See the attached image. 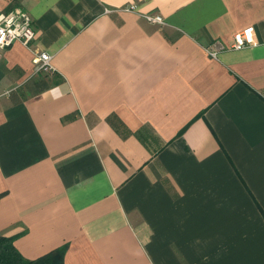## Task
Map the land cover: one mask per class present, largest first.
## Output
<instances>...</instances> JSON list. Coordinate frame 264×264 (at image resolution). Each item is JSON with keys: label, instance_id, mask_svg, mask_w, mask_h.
Listing matches in <instances>:
<instances>
[{"label": "crops", "instance_id": "obj_1", "mask_svg": "<svg viewBox=\"0 0 264 264\" xmlns=\"http://www.w3.org/2000/svg\"><path fill=\"white\" fill-rule=\"evenodd\" d=\"M16 6L53 69L0 51V235L64 264H264V0Z\"/></svg>", "mask_w": 264, "mask_h": 264}, {"label": "built area", "instance_id": "obj_2", "mask_svg": "<svg viewBox=\"0 0 264 264\" xmlns=\"http://www.w3.org/2000/svg\"><path fill=\"white\" fill-rule=\"evenodd\" d=\"M130 5L125 9H134ZM142 16L153 23L163 24L164 19L159 14H142ZM36 37L33 19L29 12L19 6L8 11H0V51L18 41L29 48L33 53V63L36 72H48L53 69L51 64L52 55L46 52H37L32 43ZM258 41L255 38L254 27L248 26L232 35L227 45L219 41H213L206 48L209 56L216 58L220 49L232 48L239 49L247 46H255ZM8 92V91H7Z\"/></svg>", "mask_w": 264, "mask_h": 264}, {"label": "trees", "instance_id": "obj_3", "mask_svg": "<svg viewBox=\"0 0 264 264\" xmlns=\"http://www.w3.org/2000/svg\"><path fill=\"white\" fill-rule=\"evenodd\" d=\"M67 244L34 259H25L15 248L11 236L0 235V264H64Z\"/></svg>", "mask_w": 264, "mask_h": 264}]
</instances>
